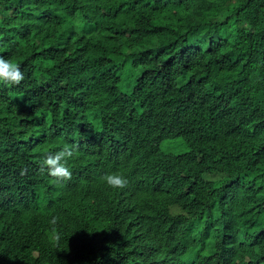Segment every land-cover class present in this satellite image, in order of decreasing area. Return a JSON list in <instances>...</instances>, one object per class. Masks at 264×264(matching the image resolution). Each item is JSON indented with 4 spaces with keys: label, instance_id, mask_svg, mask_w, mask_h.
<instances>
[{
    "label": "trees",
    "instance_id": "1",
    "mask_svg": "<svg viewBox=\"0 0 264 264\" xmlns=\"http://www.w3.org/2000/svg\"><path fill=\"white\" fill-rule=\"evenodd\" d=\"M0 55V264H264V0H0Z\"/></svg>",
    "mask_w": 264,
    "mask_h": 264
},
{
    "label": "clouds",
    "instance_id": "2",
    "mask_svg": "<svg viewBox=\"0 0 264 264\" xmlns=\"http://www.w3.org/2000/svg\"><path fill=\"white\" fill-rule=\"evenodd\" d=\"M83 34L95 35L97 29H94L93 24L87 25L86 29H80ZM111 82V85L117 91L122 90L125 92H131L134 85L136 84V78L129 73L125 75L124 72L120 73L109 72L105 74ZM124 77L129 78V89L123 90L120 86L121 81ZM24 80V73L21 67L13 59L5 58L0 55V84L16 86L19 85ZM75 148L73 146L65 145L59 151L55 153H50L41 160L40 171L43 173L47 171V174L54 178L57 182L69 181L72 178V171L69 169L68 161L74 156ZM25 170H21V174H24ZM103 181L113 189H123L127 186L128 180L125 176L118 173H109L102 177ZM183 213V208L179 205H174L170 207L169 214L173 216L174 214ZM59 218L53 216L49 223L52 226V236L51 242L56 246H59L61 240V234L56 231V225Z\"/></svg>",
    "mask_w": 264,
    "mask_h": 264
},
{
    "label": "rangeland",
    "instance_id": "3",
    "mask_svg": "<svg viewBox=\"0 0 264 264\" xmlns=\"http://www.w3.org/2000/svg\"><path fill=\"white\" fill-rule=\"evenodd\" d=\"M234 28V27H233ZM229 35L228 37H232L233 35V29L231 26L228 27ZM185 79H182L180 82H184ZM129 78L124 77V79L121 81L120 86L123 90H128L129 89ZM162 148L166 152H172V153H184L188 150V146L186 143L183 141L181 137H175V138H170L167 139L163 142ZM220 176H211V179H217ZM240 239H245V236L243 234L240 235Z\"/></svg>",
    "mask_w": 264,
    "mask_h": 264
},
{
    "label": "bare ground",
    "instance_id": "4",
    "mask_svg": "<svg viewBox=\"0 0 264 264\" xmlns=\"http://www.w3.org/2000/svg\"><path fill=\"white\" fill-rule=\"evenodd\" d=\"M99 41H100V40H99ZM100 42H102V41H100ZM100 42H99V43H100ZM102 44H104V43H102ZM99 47H100V46H99ZM91 78H92V77H91ZM92 79H93V78H92ZM87 126H88V125H87ZM87 126H86V128H88ZM86 128H85V129H86ZM89 128H91V124H89ZM93 128H94V126H93ZM93 128H92V129H93ZM96 128H97V127H96ZM92 129H91V130H92ZM83 130H84V127H83ZM87 130H88V129H87ZM89 130H90V129H89ZM94 132H95V131H94ZM88 133H91V132L89 131ZM92 134H93V133H92ZM79 136H80V135H79ZM86 136H87V135H86ZM83 137H84V136H83ZM95 137H96V135H95ZM84 138H85V137H84ZM86 138H88V137H86ZM86 138H85V139H86ZM87 141H88V140H87ZM91 141H92V140H90V143H91ZM84 142H85V141H84ZM85 143H86V142H85ZM87 143H88V142H87ZM87 143H86V144H87ZM107 144H108V143H107ZM88 145H89V144H88ZM91 145H92V144H91ZM91 145H90V146H91ZM108 145H109V144H108ZM71 146H72V145H71ZM86 146H87V145H86ZM86 146H85V148H86ZM73 147H74V146H73ZM107 149H108V148H107ZM87 150H88V149H87ZM103 154H104V153H103ZM103 154H102V155H103ZM175 257H176V256H175ZM177 257H178V256H177ZM174 259H175V258H174ZM184 264H185V263H184Z\"/></svg>",
    "mask_w": 264,
    "mask_h": 264
}]
</instances>
